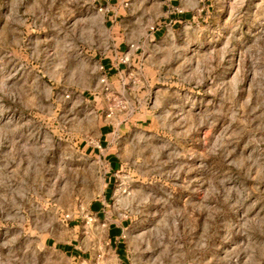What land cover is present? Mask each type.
Returning <instances> with one entry per match:
<instances>
[{
	"label": "rangeland",
	"instance_id": "374dc122",
	"mask_svg": "<svg viewBox=\"0 0 264 264\" xmlns=\"http://www.w3.org/2000/svg\"><path fill=\"white\" fill-rule=\"evenodd\" d=\"M188 4L154 39L159 0H0V264H69L52 238L98 255L106 191L128 264H264V0Z\"/></svg>",
	"mask_w": 264,
	"mask_h": 264
},
{
	"label": "crops",
	"instance_id": "0c3cea01",
	"mask_svg": "<svg viewBox=\"0 0 264 264\" xmlns=\"http://www.w3.org/2000/svg\"><path fill=\"white\" fill-rule=\"evenodd\" d=\"M192 0H159L162 9V15L156 24L152 37H161L164 31L168 30V27L173 28L178 24L185 22H190L195 18L196 7L188 2ZM100 4L104 7L106 14H110L112 8L110 7V0H98ZM104 2V3H102ZM199 6H201V12L206 14L209 10L210 4L209 0H197ZM112 15L108 17L106 22H111L113 27V21L111 19ZM122 37L127 35L123 31ZM111 38H113L111 36ZM129 41L121 39V41L114 47L111 51V56H104L100 58L99 69L101 70L102 76L101 81L108 86V82L121 79L124 74V64L123 55L128 51ZM112 112L109 117H113ZM119 126V125H118ZM106 128L101 129L97 137V141L92 148L94 153L99 152L104 145L106 148L109 147V135L106 133ZM106 162L108 164L109 173L117 171L119 167V157L114 153H108L105 156ZM112 175L108 177L107 185L112 184ZM109 188V187H108ZM107 193L105 192L104 199L96 201L93 203L89 211L84 215L85 218L90 220L86 222L85 233L81 235L84 240H100L102 239L103 245L100 246L99 254L92 253L91 250L81 249L78 244L75 243V239H72L69 243H60L57 239H54L53 243L60 245L62 248V253L71 259L69 264H128L127 263V247L124 241V233L127 228V221L121 217L116 219L112 218L110 213L103 209L106 206ZM110 198V197H109Z\"/></svg>",
	"mask_w": 264,
	"mask_h": 264
}]
</instances>
